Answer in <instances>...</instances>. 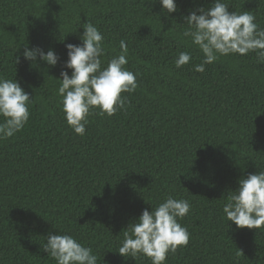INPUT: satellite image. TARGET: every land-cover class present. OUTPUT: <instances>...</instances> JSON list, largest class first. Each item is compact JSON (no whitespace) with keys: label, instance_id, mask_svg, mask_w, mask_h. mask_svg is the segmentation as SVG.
Listing matches in <instances>:
<instances>
[{"label":"trees","instance_id":"trees-1","mask_svg":"<svg viewBox=\"0 0 264 264\" xmlns=\"http://www.w3.org/2000/svg\"><path fill=\"white\" fill-rule=\"evenodd\" d=\"M0 264H264V0H0Z\"/></svg>","mask_w":264,"mask_h":264}]
</instances>
